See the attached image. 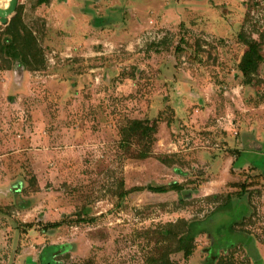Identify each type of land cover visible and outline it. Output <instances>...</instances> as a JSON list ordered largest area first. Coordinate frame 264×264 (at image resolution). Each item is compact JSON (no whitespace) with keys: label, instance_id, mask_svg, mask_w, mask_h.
Returning a JSON list of instances; mask_svg holds the SVG:
<instances>
[{"label":"rangeland","instance_id":"1","mask_svg":"<svg viewBox=\"0 0 264 264\" xmlns=\"http://www.w3.org/2000/svg\"><path fill=\"white\" fill-rule=\"evenodd\" d=\"M36 2L43 68L0 55V264H146L179 219L204 220L173 261L264 264V61L251 84L238 68L245 40L264 57V0ZM135 118L158 121L146 158L120 144Z\"/></svg>","mask_w":264,"mask_h":264},{"label":"trees","instance_id":"2","mask_svg":"<svg viewBox=\"0 0 264 264\" xmlns=\"http://www.w3.org/2000/svg\"><path fill=\"white\" fill-rule=\"evenodd\" d=\"M49 2L50 0H37L36 4L41 5ZM95 21L97 25L104 24V22H101L99 19ZM245 43L247 45V50L243 54L238 68L245 78V83L251 84L254 75L258 72L264 61V57L260 48L261 41L251 38L245 40ZM0 55L11 65L13 64L15 68L23 71H37L42 69L45 65L44 49L39 42L36 31L24 21L23 6L21 4L18 5L15 16L0 34ZM157 133L158 121L136 118L129 119L120 129L121 147H123L132 158L149 157L152 155L153 145L157 140ZM132 146L136 147L135 152H133ZM240 185L241 188L238 195L241 196L245 193L246 186L244 184ZM181 187V184L178 182H172L166 186H146L142 188L135 187L130 190L125 189L121 192V195L124 196L129 192L141 189H147L152 192H166L168 190L180 191ZM236 205L237 204L232 203L231 195H229L222 206L218 210H215L212 215L216 217L217 214L223 213L225 209H232ZM203 220L179 219L174 223H169L155 228L154 230H150L155 236L156 241L155 249L146 259V264H179L170 257L171 254L175 252H182L184 258L186 260L189 259L195 249V239L199 232L202 231H199V229L202 228L200 224ZM59 225L60 223L56 222L50 227H57ZM207 231L211 232L210 229ZM242 240L246 249H249V252L255 254L256 248L253 237H242ZM235 244L236 243H234V245ZM58 248L62 249L63 247L58 246Z\"/></svg>","mask_w":264,"mask_h":264},{"label":"water","instance_id":"3","mask_svg":"<svg viewBox=\"0 0 264 264\" xmlns=\"http://www.w3.org/2000/svg\"><path fill=\"white\" fill-rule=\"evenodd\" d=\"M19 5V0H9L6 7H0V22L7 25L10 20L15 16L17 8Z\"/></svg>","mask_w":264,"mask_h":264},{"label":"bare ground","instance_id":"4","mask_svg":"<svg viewBox=\"0 0 264 264\" xmlns=\"http://www.w3.org/2000/svg\"><path fill=\"white\" fill-rule=\"evenodd\" d=\"M8 3H9V0H7V1L5 2L4 7H6V6L8 5Z\"/></svg>","mask_w":264,"mask_h":264},{"label":"crops","instance_id":"5","mask_svg":"<svg viewBox=\"0 0 264 264\" xmlns=\"http://www.w3.org/2000/svg\"><path fill=\"white\" fill-rule=\"evenodd\" d=\"M5 253V252H4Z\"/></svg>","mask_w":264,"mask_h":264}]
</instances>
